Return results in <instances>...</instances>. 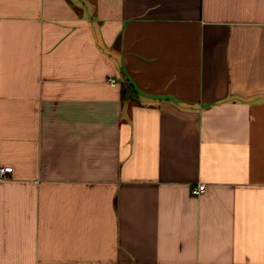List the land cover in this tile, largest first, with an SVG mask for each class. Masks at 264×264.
Segmentation results:
<instances>
[{"label":"crops","instance_id":"0c3cea01","mask_svg":"<svg viewBox=\"0 0 264 264\" xmlns=\"http://www.w3.org/2000/svg\"><path fill=\"white\" fill-rule=\"evenodd\" d=\"M1 167L0 264H264V0H0Z\"/></svg>","mask_w":264,"mask_h":264},{"label":"trees","instance_id":"16d2710c","mask_svg":"<svg viewBox=\"0 0 264 264\" xmlns=\"http://www.w3.org/2000/svg\"><path fill=\"white\" fill-rule=\"evenodd\" d=\"M121 94L123 99L136 101L138 99V93L129 79L125 78L122 83Z\"/></svg>","mask_w":264,"mask_h":264},{"label":"built area","instance_id":"2783aa9c","mask_svg":"<svg viewBox=\"0 0 264 264\" xmlns=\"http://www.w3.org/2000/svg\"><path fill=\"white\" fill-rule=\"evenodd\" d=\"M112 83H115L116 80L115 79H111ZM12 167H1L0 168V179H7L8 178V174L9 172L12 171ZM206 189V184L205 183H201L199 185H197L195 188H193V193L198 195L200 194L202 191H204Z\"/></svg>","mask_w":264,"mask_h":264}]
</instances>
